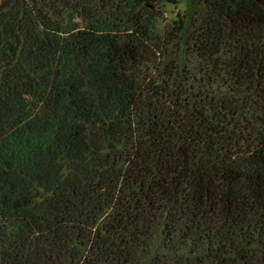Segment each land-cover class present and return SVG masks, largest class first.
I'll return each mask as SVG.
<instances>
[{"label": "trees", "instance_id": "1", "mask_svg": "<svg viewBox=\"0 0 264 264\" xmlns=\"http://www.w3.org/2000/svg\"><path fill=\"white\" fill-rule=\"evenodd\" d=\"M23 74L69 85L73 154L24 123ZM18 121L46 166L0 157V264H264V0H0Z\"/></svg>", "mask_w": 264, "mask_h": 264}, {"label": "rangeland", "instance_id": "2", "mask_svg": "<svg viewBox=\"0 0 264 264\" xmlns=\"http://www.w3.org/2000/svg\"><path fill=\"white\" fill-rule=\"evenodd\" d=\"M183 6L184 3L166 9L165 12L161 13L160 23L166 25L170 23L176 11L181 10ZM29 51L30 56L37 57L43 64L49 62L52 68L59 64L56 48L54 49L49 40H45V37L32 40ZM68 81V84L71 85V81ZM14 83L25 99L20 109L24 123L36 130L40 137L44 136L43 139L55 137L56 146H59L61 151L73 154L77 143L65 134L64 123L78 106V103L77 98L70 97L69 85L65 90H58V87L51 84L39 88L34 83L29 82L28 76L25 74L19 76ZM109 108L112 109L115 106L111 104ZM21 127L23 125L18 121L8 133H3L0 130V157H6L9 162L13 163L17 160H23L36 165L38 169H43L46 166L42 155L43 148L34 138L31 139L23 135Z\"/></svg>", "mask_w": 264, "mask_h": 264}]
</instances>
